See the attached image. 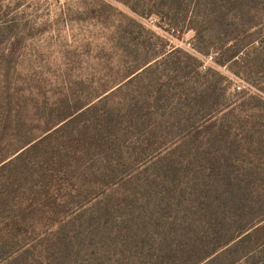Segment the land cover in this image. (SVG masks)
I'll return each mask as SVG.
<instances>
[{"label":"trees","instance_id":"16d2710c","mask_svg":"<svg viewBox=\"0 0 264 264\" xmlns=\"http://www.w3.org/2000/svg\"><path fill=\"white\" fill-rule=\"evenodd\" d=\"M115 1L114 79L80 81L27 129L19 23L0 17V264H264V0ZM152 18L263 98L233 99Z\"/></svg>","mask_w":264,"mask_h":264},{"label":"rangeland","instance_id":"374dc122","mask_svg":"<svg viewBox=\"0 0 264 264\" xmlns=\"http://www.w3.org/2000/svg\"><path fill=\"white\" fill-rule=\"evenodd\" d=\"M102 1L129 14L115 0H0V17L19 23L14 43L23 58L20 56L18 60L11 93L16 110L28 118L29 124L24 129L31 125V117H39L36 109L40 112L48 103L63 99L67 91L82 89L77 85L80 81L86 87L95 88L114 79L119 52L113 37L119 16L103 7ZM142 22L172 47L198 56L193 51L194 32L179 37L161 29L157 18ZM198 57L204 63L203 71L213 68L229 79L233 99L242 91L263 98L246 80L218 67L212 57ZM254 81L264 85V75H257Z\"/></svg>","mask_w":264,"mask_h":264}]
</instances>
